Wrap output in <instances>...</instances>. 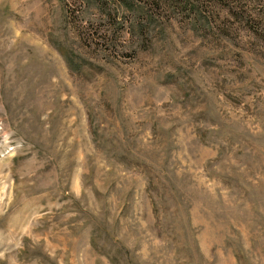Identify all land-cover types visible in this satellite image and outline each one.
Instances as JSON below:
<instances>
[{"label":"rangeland","instance_id":"374dc122","mask_svg":"<svg viewBox=\"0 0 264 264\" xmlns=\"http://www.w3.org/2000/svg\"><path fill=\"white\" fill-rule=\"evenodd\" d=\"M0 264H264V0H0Z\"/></svg>","mask_w":264,"mask_h":264},{"label":"trees","instance_id":"16d2710c","mask_svg":"<svg viewBox=\"0 0 264 264\" xmlns=\"http://www.w3.org/2000/svg\"><path fill=\"white\" fill-rule=\"evenodd\" d=\"M153 1H154L155 4H157V5L162 4V6L165 5L166 2H169V0H153ZM212 1H213V0H212ZM204 2H205V1H203L202 4H204ZM215 3H216V2H214V5H215ZM210 4H211V2H210ZM199 5H200V4H199ZM212 8H213V5H212ZM231 14H232V13H231Z\"/></svg>","mask_w":264,"mask_h":264}]
</instances>
